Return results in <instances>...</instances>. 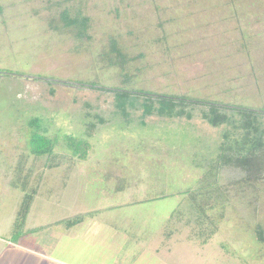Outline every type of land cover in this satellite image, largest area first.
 <instances>
[{
	"label": "rangeland",
	"instance_id": "374dc122",
	"mask_svg": "<svg viewBox=\"0 0 264 264\" xmlns=\"http://www.w3.org/2000/svg\"><path fill=\"white\" fill-rule=\"evenodd\" d=\"M0 10V236L21 232L18 212L35 190L43 210L55 197L90 207L130 201L111 211L125 220L111 239L117 253L86 255L105 264H264V181L242 188L243 172L223 167V197L198 190L214 182L206 173L224 127L198 109L192 119L134 111L126 121L110 92L80 86L264 108V0H0ZM64 10L89 17L84 36L66 27ZM39 128L56 139L42 156L30 142ZM68 137L85 142L84 159Z\"/></svg>",
	"mask_w": 264,
	"mask_h": 264
},
{
	"label": "trees",
	"instance_id": "16d2710c",
	"mask_svg": "<svg viewBox=\"0 0 264 264\" xmlns=\"http://www.w3.org/2000/svg\"><path fill=\"white\" fill-rule=\"evenodd\" d=\"M62 17L66 27L75 28L76 34L80 37L85 35L89 23L88 16L82 13L70 16L69 10H64ZM113 50L117 52L121 63L124 62L125 54L116 44L113 45ZM42 79H45L49 84H52V81H57L52 85H58L59 83H62L61 85L71 84L70 82L54 80L52 78L42 77ZM86 85L91 86V92L95 90L106 93L110 92L114 97V104L118 110L117 113L125 118L126 121L132 117L134 111H141L143 118L146 116H158L168 119H192L198 109L203 121L214 127H224L219 144V152L211 165V171L206 173L208 174L206 177L213 175L214 182H207L206 185L204 184V186L198 188V190L207 189V192L202 194L207 195L208 198L211 197L218 200V197L224 196V192L219 184L220 172L223 167H232L243 172L244 176L237 181L238 185H243L242 188H252L264 181V108L229 104L218 100L195 98L182 94L160 93L121 86L110 88L97 85L96 83H80L82 87ZM50 90L52 95H54V86ZM85 104L87 107L90 106V103ZM99 121L101 123L106 122L102 117H99ZM142 123L145 124L144 121ZM31 126L35 127L34 121L31 123ZM86 126L89 129V135H91L96 124L87 122ZM42 131L43 129L40 128L38 130L33 129L32 137H30L32 149L37 156L47 154L49 146L50 149L53 148V144L45 145L44 142L49 141L52 143L56 140H51L42 135ZM84 139L87 142L86 138ZM67 141L68 146L74 150L73 156L84 159V149L86 150V147L83 148V146L85 142L82 144L74 137H68ZM36 192L34 190V194H27L24 197L16 220L17 227L22 228L25 223ZM187 192H191V190ZM200 209L201 213L205 214L202 210L203 208L200 207ZM83 218V215H78L68 219L67 222L76 223L82 221ZM256 234L258 240L264 244V228L261 225L257 226Z\"/></svg>",
	"mask_w": 264,
	"mask_h": 264
},
{
	"label": "crops",
	"instance_id": "0c3cea01",
	"mask_svg": "<svg viewBox=\"0 0 264 264\" xmlns=\"http://www.w3.org/2000/svg\"><path fill=\"white\" fill-rule=\"evenodd\" d=\"M129 202L107 201L104 205L90 207L89 203L82 204L81 198L70 202L55 197L43 210L36 209L37 198L34 196L21 232L13 238L0 236V264H105L107 261L103 262L100 256L86 255L98 249V252L102 249L101 252L108 253L106 258H111L109 253H117L118 248L111 239L119 233L115 228L119 229L120 222L125 220L111 211ZM55 205L57 209L52 207ZM78 215L84 216L82 221L67 222ZM113 264H121L119 257Z\"/></svg>",
	"mask_w": 264,
	"mask_h": 264
}]
</instances>
